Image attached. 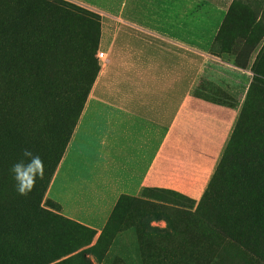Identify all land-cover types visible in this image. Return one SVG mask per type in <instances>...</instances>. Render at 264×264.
<instances>
[{
    "label": "rangeland",
    "instance_id": "374dc122",
    "mask_svg": "<svg viewBox=\"0 0 264 264\" xmlns=\"http://www.w3.org/2000/svg\"><path fill=\"white\" fill-rule=\"evenodd\" d=\"M63 1L96 13L69 0ZM130 1L126 13L122 12L119 25L131 27L129 19L136 23L131 22V25L137 28L142 26L139 24H148L152 28L167 24L164 29L167 27L166 31L177 36L168 35L170 38L195 48V55L190 56L189 61L197 65L205 61L206 67L197 76L195 91L220 94L219 102L228 107L229 122L233 111H236L219 160L227 152L237 117L244 112L243 122L236 136L232 137L234 154L227 156L224 169L218 172L207 204L201 210L196 209L209 181L198 198L146 188L142 191L145 196H135L133 201L124 198L109 214L106 223H97L93 227L96 234L90 244H87L90 232L85 229L88 226L63 215L60 204L52 198L44 195L40 203L42 207H51L52 212L38 213L35 210L38 185L49 176L48 168L55 164L73 127L94 65L85 55L73 53L62 68H57L56 62L47 60L51 57L47 54L51 49L49 43L33 44L29 41L24 45L25 50H34L36 58L30 64L23 63L26 73L32 76L17 83L21 91L18 98L21 103H26L36 96L45 107L42 111H35L28 124L19 113L14 115L16 123L19 122L15 127L0 124V223H39L40 227L54 230L43 240L48 241L49 250L59 248L56 251H61L64 256L50 264H264V192L260 187L264 166L252 171L253 184L244 183L242 178L247 174L243 170V158L248 155L241 154L252 150L264 158V86L258 84L257 89L251 92L248 104L246 101L253 76L264 81V0H147V4L141 3L142 0ZM157 1L164 2L166 8L163 12L168 17L158 24H151L147 22L154 14L151 5ZM36 2L46 6V3H55L56 0ZM103 19L99 14V33L102 26L104 33L116 29L113 22L107 25ZM223 21L222 48H219L212 42ZM69 27L67 38L82 45L86 40L85 34L89 33L90 37L97 28L96 24L82 19H72ZM211 46L218 47L219 52L211 53ZM104 51L108 55L99 58L98 53ZM110 56L106 47L98 44L93 59L101 69L108 65ZM237 56L243 61L247 59V62H235ZM186 58L183 52L178 55V60ZM25 148L39 154L47 168L44 179L37 181L35 189L27 197L17 193L9 171ZM236 200L243 201L239 219L232 218L230 210V203ZM107 223L110 224V236L98 250L91 248ZM146 224L164 228L172 235L147 231ZM245 243L256 244V249L250 250ZM97 251L103 253V258Z\"/></svg>",
    "mask_w": 264,
    "mask_h": 264
},
{
    "label": "crops",
    "instance_id": "0c3cea01",
    "mask_svg": "<svg viewBox=\"0 0 264 264\" xmlns=\"http://www.w3.org/2000/svg\"><path fill=\"white\" fill-rule=\"evenodd\" d=\"M69 1L116 29H100L98 44L110 61L97 72L45 195L67 218L91 228L107 222L121 195L164 188L198 198L236 114L229 122L220 94L195 91L205 61H189L195 48L170 38L177 36L164 29L167 24L137 28L129 19L133 28L120 26L130 0ZM151 8L148 23L168 17L163 1ZM181 52L186 59L178 60Z\"/></svg>",
    "mask_w": 264,
    "mask_h": 264
},
{
    "label": "trees",
    "instance_id": "16d2710c",
    "mask_svg": "<svg viewBox=\"0 0 264 264\" xmlns=\"http://www.w3.org/2000/svg\"><path fill=\"white\" fill-rule=\"evenodd\" d=\"M72 19H82L90 24H96L97 28L95 34H92L90 37L89 33L85 34L86 40L83 45L82 43L78 44V42H74L72 39V41H70L67 38V35L70 33L69 25L71 24ZM223 25L224 21L220 26H218L212 42V45L215 44L219 48H222L220 41L222 39L221 31ZM29 41L33 44L43 43L44 41L49 43L51 49H48L49 51L47 50V54L51 57L47 58V60L48 62H56L57 68H62L68 60L67 58L72 56L73 53L76 54V56L83 57L85 55L86 59L89 58L88 61H92L94 65V72L89 81V87L86 91L82 105L75 116V120L73 121L74 127L86 95L99 70L97 61L93 59V55L98 48L99 43V14L93 13L87 9L63 0H56L55 3H46V6L40 2H36V0H0V124L6 127H15L19 123H16L15 121V114L19 113L23 115L25 120L24 123L28 124L31 122V116L35 113V111H42L45 107L43 101L36 96L33 98V101L29 100L26 103H21L18 98L21 91L17 87V83L29 76H32L26 73L23 63L27 62L30 64L36 58L34 50H25L24 45ZM52 44L55 46L53 47ZM218 47L215 49L211 46V53H218ZM235 62L246 63L247 59L246 61H243L237 56ZM258 84L264 86V81L260 80L257 76H253L248 86L246 95L247 104L251 99V92L257 89ZM243 116L244 112H241V114L237 117L233 132L227 145V152L221 156L219 162L217 163L215 171L212 174L204 193L202 194L201 200L196 206L197 210L203 209L207 204L208 198L212 195L214 184L218 179V172L224 169L227 156H232L234 154L233 151L235 147L233 146L232 137L234 135L236 136V133L240 128V124L243 122ZM73 127L60 148L55 164L48 168V171H50L49 176L44 180V182L38 185V196L35 208L38 213L52 212L50 210L51 207L49 209L42 207L40 203L45 195L49 181L55 171ZM241 154H245L244 156L248 155V157L243 158V170L247 175L242 178V181L247 184H253L251 183L252 180H254L252 177V171L264 166V158L261 159V156L257 155L258 153L255 155V152L252 150L249 153L244 152ZM6 171H8L7 163L4 164V175H6ZM260 187L264 192V179L262 180ZM147 189L169 192L173 195L181 196V193L170 189ZM143 196H145V192H142L141 197ZM124 198L132 201L136 200L135 196L121 195L111 213ZM242 204V200H236L230 203L232 218L233 216L237 219L240 218L239 215ZM229 220L232 219L229 218ZM38 224L39 223H0V264H50L64 256L61 251H56L59 250V248L54 251L49 250L48 241L43 240L45 235L53 234L54 230H50L44 226L40 227ZM109 226L110 224L108 223L107 226H104L96 242L90 246L91 248L98 250L102 247V242L110 236L108 232ZM145 228L150 232H162L165 236L172 235L170 231H167L164 228H158L157 226H152L150 224H146ZM85 229L90 232V240L87 243L90 244L96 234V231L90 227H86ZM245 246L250 250L256 249V244L254 243H245ZM97 254L100 258H103V253L100 254L97 251Z\"/></svg>",
    "mask_w": 264,
    "mask_h": 264
},
{
    "label": "clouds",
    "instance_id": "9594fccd",
    "mask_svg": "<svg viewBox=\"0 0 264 264\" xmlns=\"http://www.w3.org/2000/svg\"><path fill=\"white\" fill-rule=\"evenodd\" d=\"M9 171L15 181L17 193L27 197L35 189L37 181L44 179L46 169L41 156L25 148L21 158L12 164Z\"/></svg>",
    "mask_w": 264,
    "mask_h": 264
},
{
    "label": "built area",
    "instance_id": "2783aa9c",
    "mask_svg": "<svg viewBox=\"0 0 264 264\" xmlns=\"http://www.w3.org/2000/svg\"><path fill=\"white\" fill-rule=\"evenodd\" d=\"M98 54H99V58H102V57L106 56L104 52H99Z\"/></svg>",
    "mask_w": 264,
    "mask_h": 264
}]
</instances>
